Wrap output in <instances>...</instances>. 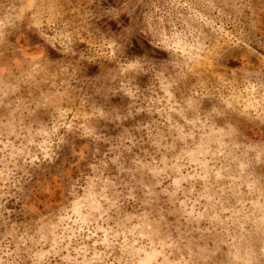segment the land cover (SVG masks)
<instances>
[{"label": "clouds", "instance_id": "clouds-1", "mask_svg": "<svg viewBox=\"0 0 264 264\" xmlns=\"http://www.w3.org/2000/svg\"><path fill=\"white\" fill-rule=\"evenodd\" d=\"M0 264H264V0H0Z\"/></svg>", "mask_w": 264, "mask_h": 264}]
</instances>
